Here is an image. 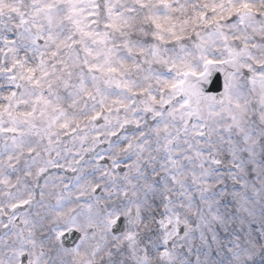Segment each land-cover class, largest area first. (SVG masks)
Wrapping results in <instances>:
<instances>
[{"label":"snow or ice","instance_id":"snow-or-ice-1","mask_svg":"<svg viewBox=\"0 0 264 264\" xmlns=\"http://www.w3.org/2000/svg\"><path fill=\"white\" fill-rule=\"evenodd\" d=\"M0 264H264V0H0Z\"/></svg>","mask_w":264,"mask_h":264}]
</instances>
